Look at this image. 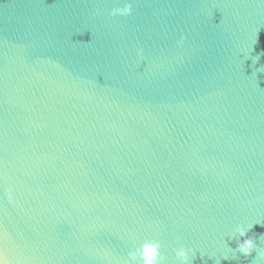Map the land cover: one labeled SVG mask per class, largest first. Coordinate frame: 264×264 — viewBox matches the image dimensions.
I'll use <instances>...</instances> for the list:
<instances>
[{
  "label": "water",
  "instance_id": "95a60500",
  "mask_svg": "<svg viewBox=\"0 0 264 264\" xmlns=\"http://www.w3.org/2000/svg\"><path fill=\"white\" fill-rule=\"evenodd\" d=\"M117 3L0 0V244L14 264H121L152 237L170 264L180 245L264 264V4Z\"/></svg>",
  "mask_w": 264,
  "mask_h": 264
},
{
  "label": "clouds",
  "instance_id": "9594fccd",
  "mask_svg": "<svg viewBox=\"0 0 264 264\" xmlns=\"http://www.w3.org/2000/svg\"><path fill=\"white\" fill-rule=\"evenodd\" d=\"M259 2L264 4V0H259ZM135 4L136 0H118L117 5L112 7L108 14L112 17H130L135 13ZM222 22L223 20H221V23ZM259 31L260 29L256 32L257 41L259 38ZM186 39V36H181L178 41V45H183ZM137 55L143 59L144 49L142 47L137 49ZM257 59H259V57H257ZM4 196H6L9 203L15 204L13 188L11 186L5 189ZM256 224H259V222L250 223L247 226L241 224L235 230V237L239 241L238 252L242 253L245 258L250 256L254 250H259V246L256 243V234L253 233L252 236H248V233ZM261 226L264 227V224H261ZM6 237L7 234L4 233L3 239L5 241ZM241 237L246 238L241 240ZM176 239L178 241L180 237L177 236ZM259 239L264 241V233L259 235ZM197 251L198 250L196 248L185 245H180L172 249L176 264H193ZM199 251L201 258H203L205 256V252L202 250ZM233 251L235 252L236 250ZM259 256L264 258V250L259 251ZM223 258L229 259L227 255ZM232 259H238V257L233 255ZM0 264H14V261L9 255L8 245L6 242L0 244ZM121 264H170V257L169 254L164 251L163 242L158 238L152 237L145 238L142 242L129 248L126 258L121 262ZM216 264H219V261H217Z\"/></svg>",
  "mask_w": 264,
  "mask_h": 264
}]
</instances>
